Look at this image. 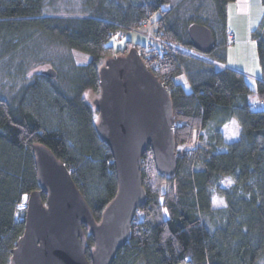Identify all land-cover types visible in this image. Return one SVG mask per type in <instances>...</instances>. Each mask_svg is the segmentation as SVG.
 <instances>
[{
	"label": "trees",
	"instance_id": "obj_1",
	"mask_svg": "<svg viewBox=\"0 0 264 264\" xmlns=\"http://www.w3.org/2000/svg\"><path fill=\"white\" fill-rule=\"evenodd\" d=\"M88 1L90 8L81 14H45V0H0V57L27 48L39 33L92 57L84 66L70 61L63 89L51 84L56 71L52 78L41 73V82L21 87L9 100L0 92V264H10L11 250L25 230L19 204L42 188L33 144L46 146L64 162L101 221L117 182L111 151L96 129L92 101L99 91L98 71L107 58L133 45L128 41L114 52L112 34L144 32L148 18L165 43L180 47L164 45L143 56L173 105L176 169L173 175L161 174L151 149L145 152V204L112 264H264V17L251 33L262 68L252 89L243 72L226 64L227 8L234 0H189V11L175 8L172 0ZM194 23L213 32L210 53L192 47L188 27ZM144 43L133 46L142 51ZM181 74L189 92L174 80ZM88 89L91 102L84 97ZM231 120L240 129L238 138L226 143L221 129ZM214 195L224 199L223 209L213 207ZM83 226L89 257L94 236Z\"/></svg>",
	"mask_w": 264,
	"mask_h": 264
},
{
	"label": "water",
	"instance_id": "obj_2",
	"mask_svg": "<svg viewBox=\"0 0 264 264\" xmlns=\"http://www.w3.org/2000/svg\"><path fill=\"white\" fill-rule=\"evenodd\" d=\"M188 28L197 52L214 49L215 37L208 27L194 23ZM104 64L92 105L100 139L111 151L117 194L97 222L64 162L46 146L33 144L42 188L28 195L25 230L11 250L10 264H112L130 236L136 212L145 204L141 170L145 152L151 149L161 174L175 172L174 114L167 87L148 70L135 47ZM42 73L56 76L53 68ZM83 225L94 236L89 257Z\"/></svg>",
	"mask_w": 264,
	"mask_h": 264
},
{
	"label": "rangeland",
	"instance_id": "obj_3",
	"mask_svg": "<svg viewBox=\"0 0 264 264\" xmlns=\"http://www.w3.org/2000/svg\"><path fill=\"white\" fill-rule=\"evenodd\" d=\"M148 1L149 0H144L145 3H148ZM188 1L189 0H172V4L175 8L180 6L181 8L183 7V10L186 8L187 11H189L193 6L190 2L187 3ZM247 1H250V5L246 6L249 11L238 15L235 6H232V12L229 14L230 19L227 22L231 26H234L237 31L235 41L233 43H228L226 46V64L232 68L234 67V69L236 68L242 71L243 73L245 72V74L252 79H249L250 83H253L252 89H255L257 79H260L262 75V68L259 57H257V46L252 39L251 33L259 26V23L264 17V6L262 5L261 0ZM45 2V14H81L83 9L85 11L90 8V2H87V0H45ZM141 32L142 28L138 29L136 32L125 30L124 33H122L124 37L121 40L110 39L109 42L113 46L114 52L125 48L127 42H133L136 36L140 38ZM38 35V37L35 35V39L29 41L27 48L23 50L19 48L16 53L10 54L7 57H0V92H2V96L7 100L15 95L16 91L20 90L21 87L29 86L37 80L41 82L43 80V78L40 77L42 71L49 68H53L59 73L58 78L53 79L51 84L63 89L66 80L64 73H67L72 66V62L70 61L73 60L75 65L80 66H84L92 61V57L85 52H80L75 49L69 50L63 45H59L54 41L51 42L44 35H40V33ZM132 47L134 46L132 45L131 48ZM131 48L127 47L124 53H116L112 57L119 55L125 56ZM27 51H30L29 56L25 55L26 57L24 58L19 56V54H24ZM138 51L141 53V57H143L142 52L140 50ZM26 58L29 60L22 61ZM147 68L149 70L148 66ZM174 80L176 83L181 84L186 92L190 91V85L183 74L175 77ZM91 92L92 90L88 89L85 90L84 94V97L90 102L92 101L93 96H95L94 98L96 99L99 95V91L95 92L94 95ZM252 100L255 99L252 97ZM239 129L240 125L235 120L226 123L221 129L223 140L226 143L235 141L238 138ZM227 183H231V180L229 179ZM222 185H225V181L222 182ZM26 198L28 197H25L23 202L19 204L22 210H26L22 207L27 203ZM212 199L214 208L223 209L225 207L224 199L220 196L214 195ZM92 249L93 247L89 250V253Z\"/></svg>",
	"mask_w": 264,
	"mask_h": 264
},
{
	"label": "built area",
	"instance_id": "obj_4",
	"mask_svg": "<svg viewBox=\"0 0 264 264\" xmlns=\"http://www.w3.org/2000/svg\"><path fill=\"white\" fill-rule=\"evenodd\" d=\"M123 37L124 36H123V34L121 32H115V34H112V38L114 40L115 39L116 40H121ZM143 37H144V40H145V43L142 45L143 49L141 51L143 56L150 55L152 53L151 51H153L154 48H156V47L158 48L160 46L164 47V45L165 46H170L172 49H180V47L175 45V44L165 43V41L162 40V38H161V34L159 32H157L155 29H153V21H152V19H149V18L144 24ZM227 37H228L229 43H232L233 39H234V36H233V32L230 29L227 30ZM184 50L186 52L190 53V54L191 53H195L193 50H187V49H184ZM147 64H148V62L146 63V65ZM150 67L151 66L149 65V69H150ZM25 197H27V196H25ZM26 200H27V198H26ZM25 206H22V207L24 209H26ZM18 207L20 208V206H18Z\"/></svg>",
	"mask_w": 264,
	"mask_h": 264
},
{
	"label": "crops",
	"instance_id": "obj_5",
	"mask_svg": "<svg viewBox=\"0 0 264 264\" xmlns=\"http://www.w3.org/2000/svg\"><path fill=\"white\" fill-rule=\"evenodd\" d=\"M249 2L250 1H247V0H234L231 3H228L229 5H228V8H227V15H228L227 21L230 19V15L229 14H231V12H232V6H235L237 14L240 15V14H243L244 12L249 11V9L246 8V6L250 5ZM227 26H228V29H230L233 32V36H234L233 42H234L235 38H236L235 35H236V31L237 30H236V28L234 26H231L228 22H227ZM142 35H143V30H142V32L140 34V38H138L136 36V38L134 39L135 42L133 41V45L137 44L138 42L139 43H143L144 42V40L142 39ZM244 75H245V79H247V82H248L249 86L252 88L253 83L252 82L250 83V81H249V79H251V78H249L247 76V74H245V72H244ZM259 77H260V74H259Z\"/></svg>",
	"mask_w": 264,
	"mask_h": 264
}]
</instances>
